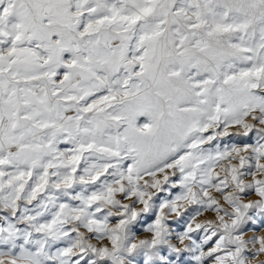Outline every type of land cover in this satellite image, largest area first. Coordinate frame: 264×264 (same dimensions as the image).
<instances>
[{
  "label": "snow or ice",
  "instance_id": "1",
  "mask_svg": "<svg viewBox=\"0 0 264 264\" xmlns=\"http://www.w3.org/2000/svg\"><path fill=\"white\" fill-rule=\"evenodd\" d=\"M0 264H264V0H0Z\"/></svg>",
  "mask_w": 264,
  "mask_h": 264
}]
</instances>
